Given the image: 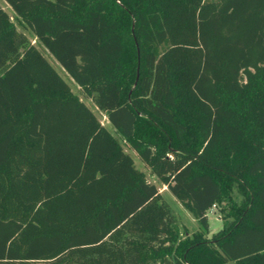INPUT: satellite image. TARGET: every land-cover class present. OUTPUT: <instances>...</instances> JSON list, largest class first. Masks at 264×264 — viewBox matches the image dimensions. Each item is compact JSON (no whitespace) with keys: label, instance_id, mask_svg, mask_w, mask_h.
I'll return each mask as SVG.
<instances>
[{"label":"trees","instance_id":"16d2710c","mask_svg":"<svg viewBox=\"0 0 264 264\" xmlns=\"http://www.w3.org/2000/svg\"><path fill=\"white\" fill-rule=\"evenodd\" d=\"M5 1L0 264H264V0Z\"/></svg>","mask_w":264,"mask_h":264},{"label":"rangeland","instance_id":"374dc122","mask_svg":"<svg viewBox=\"0 0 264 264\" xmlns=\"http://www.w3.org/2000/svg\"><path fill=\"white\" fill-rule=\"evenodd\" d=\"M1 3L7 5L5 0H0ZM10 9V7H9ZM11 17H14V13H11ZM28 37L30 40L41 50V52L47 57V59L52 63V65L57 69V71L60 73V75L66 80V82L71 86L72 90L76 93H78L83 100L86 102V104L95 112V114L99 117L101 122L106 125V127L120 140L121 136L119 133L116 132L115 128L112 126V124L106 119V117L103 115L101 110L94 104V102L86 98L84 93L80 90L78 84L73 80V78L67 73V71L61 66V64L54 58V56L51 55V53L45 48V46L35 37V35L32 33V31H26ZM125 150L133 157L135 161V165L138 169L144 171L148 179L155 183L160 191L163 192L164 197L166 200L171 204L175 212L177 213L179 217V224L180 227L184 233L185 230L189 234H191L193 231L197 230L199 228V222L197 219L193 216V214L186 209L183 204L172 194L170 190L167 189L165 185L159 180L158 176L156 174H151L150 170L146 167L143 160L139 157L137 152L132 149L126 147ZM208 223H209V230L211 233L218 231L223 226V221L221 219L222 212L220 211V207L218 205H214L211 207L208 212ZM225 264H237L235 261L229 260Z\"/></svg>","mask_w":264,"mask_h":264},{"label":"crops","instance_id":"0c3cea01","mask_svg":"<svg viewBox=\"0 0 264 264\" xmlns=\"http://www.w3.org/2000/svg\"><path fill=\"white\" fill-rule=\"evenodd\" d=\"M6 2V1H5ZM7 3V2H6ZM0 4L3 6V8L11 15V13L13 14L14 13V11H13V9L11 8V6L8 4V6L10 7V9H9V7H7V5H5V4H3V3H1L0 2ZM103 115L106 117V115L103 113ZM106 119H107V117H106Z\"/></svg>","mask_w":264,"mask_h":264}]
</instances>
